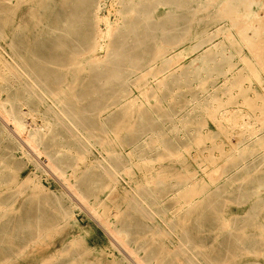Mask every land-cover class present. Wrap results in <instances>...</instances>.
Returning <instances> with one entry per match:
<instances>
[{
	"label": "rangeland",
	"instance_id": "374dc122",
	"mask_svg": "<svg viewBox=\"0 0 264 264\" xmlns=\"http://www.w3.org/2000/svg\"><path fill=\"white\" fill-rule=\"evenodd\" d=\"M35 2L36 0H12V7L17 8L14 19L22 15L27 18L26 13H30L32 7H37ZM261 2L264 3V0H255L250 4L253 20L244 28L246 19L237 20L232 26L233 21L229 18L215 21L214 24L212 21H202L197 26V22H194L190 27L188 19L191 13L188 9L192 4L177 3L175 0H122L121 3H102L100 16L112 25L119 26L109 39L112 48L119 49L121 43L126 49L134 46L130 30L134 28L137 37V33L142 31L143 22L138 23L142 16L140 13L139 17L130 21L126 12L131 7H137L140 12L149 7L155 19L158 18L167 29L165 42L177 44L173 66L180 69L173 75L168 74L171 76L165 79L156 93L153 90L145 91L141 87L131 86V95L138 98L137 102L132 106L126 103L125 108L121 107L122 104L116 105L115 108L112 105L108 114L102 113L101 121H98V107L103 106V103L114 104L121 100L118 98V83L100 93L99 103L93 102L99 91H92L80 85L70 90L76 99L66 98L59 106L46 99L44 103L33 107L31 113L24 118L28 127L42 123L43 119L48 120L49 123L44 125L47 132L42 140L43 146L50 153L57 152V156L68 157V162H77L72 178H68L71 172L67 167L66 174L61 175L60 181L65 179L63 184H75L79 187L88 199V206H82L83 209L75 208V217L68 222L62 221L58 212L48 207L49 204L44 203L41 198L29 196L27 193L32 191L29 185L21 182L15 184L12 181L14 176L22 180L37 173L33 165L18 151H14L10 144L1 140L0 136V176L5 180L0 183V189H3L0 205L11 208L4 214L0 211V264H69L67 261L74 250L82 253L84 259L87 257V249L90 250L88 257L99 259L98 263L91 264H106L103 261L109 259L104 253L112 247L110 236L108 237L105 231L107 222L115 223L126 231L131 245L145 263L264 264V184L260 183H264V155L259 153L261 144L264 143V115H260L264 112V101H260L264 100V49L261 51V48H264V4ZM72 5L66 10L78 9ZM38 7V11L46 15L49 12L56 15L63 12L54 4ZM216 10L217 8H212L209 14ZM148 21L149 26L152 22L150 19ZM42 22L48 24L49 16H44ZM205 26L213 29L229 26L232 37L230 40L223 38L224 42L213 46L210 53L206 47L195 51L193 48L198 45L194 37L195 32ZM238 30H243L249 40L243 41ZM220 37L217 36L214 40L218 42ZM248 44H252L251 50ZM200 45L203 47L206 43ZM97 53L101 55L102 51ZM219 53H222L223 59ZM118 54L111 52L107 60L112 66L109 69L112 75L114 72V75L123 80L131 70V63L127 59V53H120L119 60ZM239 55L247 57L252 64V69L248 72L250 74L247 73L238 81H242V86L247 89L239 91L241 85L235 81V89L228 91L229 87L222 84V73L233 61H238L237 66L241 67ZM8 57L5 48L0 47V59ZM116 60L120 62H115ZM113 62L116 65L112 64ZM2 67L3 63L0 61V71ZM99 71L104 73L107 70ZM164 71L173 72L167 69ZM96 72L97 70L93 71ZM4 94L2 93V96ZM230 95L231 100L226 102ZM192 99L200 101L194 105ZM194 106H197V109L187 113V109ZM47 107L66 108L73 113L77 112V118L84 120L86 124L77 129L72 127V130L68 126L70 131L59 124V118L46 110ZM223 110L229 113L223 114ZM175 114L180 115L181 119H177ZM65 118L69 122L75 120L70 114ZM176 121L182 124V137L173 130L171 123ZM260 124L263 129L252 132ZM76 132L80 133L79 143H76L75 137L72 136V133ZM147 132H154L160 139V145L151 146L149 150L144 148L143 156L149 157L151 162L139 163L130 155L131 144ZM246 134L260 137L252 138L250 149L246 152L226 160L227 155L235 151L233 148L241 144ZM62 146L68 147V151L62 149ZM113 151L121 152L119 156L122 166L117 165L120 169H114L111 164L116 163L118 157ZM43 161L44 157L40 160L41 165L45 164ZM99 162H102V165H97ZM191 174L198 184H205L206 188L210 184L215 186H212L209 195L197 205V209L190 213V217L203 215L206 218L203 225H198L190 218L189 221L180 222L173 229L185 237L188 247L193 251L190 253L195 254L196 258L189 261L185 260L183 252L178 249H166V246L175 248L174 245L178 243L176 235L169 233L171 230L159 218L170 216V211L162 213L158 206H151L147 201H150V195L165 194L171 184L175 188L185 186L190 181ZM38 179L45 188L59 196L62 186L59 180L41 172ZM182 194H178L177 199H182ZM258 195L260 198L257 201ZM164 205L169 208L175 205V202L167 200ZM150 207L156 211L152 212ZM151 215L152 219L149 218ZM183 223L185 225H182ZM222 229L231 233V245L218 243L217 240L222 238ZM74 238L77 243L71 245L69 240ZM111 264L122 262L115 261Z\"/></svg>",
	"mask_w": 264,
	"mask_h": 264
},
{
	"label": "bare ground",
	"instance_id": "6f19581e",
	"mask_svg": "<svg viewBox=\"0 0 264 264\" xmlns=\"http://www.w3.org/2000/svg\"><path fill=\"white\" fill-rule=\"evenodd\" d=\"M105 1H110L112 3L122 2V0H36L35 5H37V7H32L30 13H26L28 16L27 18L22 15L21 17L14 19V13L17 8L12 7V0H0V47L5 48V52L8 53V56L10 57V59H8L9 57L4 58V60L0 59V61L3 63L2 70L0 71L1 140L6 141L12 146L11 148L14 151H18L21 156H24L26 161L33 165L32 167L38 176L39 172L45 173L47 176L52 175L54 178L59 180L58 182H60L62 186H60L61 189L58 196V194L50 191L48 188H45L39 181L36 174L32 176H26L22 180H18L17 176H14L12 181L15 184L21 182V184L26 183L29 185V189H32V191L28 192L27 194L31 197H39L44 203L49 204L48 207H52L53 210L58 212L59 218L64 222H68L75 217V208L83 209L82 206H88V199L79 187H77L75 184H73V186L65 185V183L63 184L62 182L63 180L65 181V179H63L62 182L60 181L61 175L66 174L65 168L67 167L70 168L69 171L71 172L70 175L68 174V178L74 175L77 162H68V157L64 155L57 156L56 151V154L50 153L43 146L42 140L47 132L44 125L49 123L48 120L43 119L42 123L29 124L30 126L28 127V125L25 124L24 118L31 113L33 107H35L37 104L44 103L46 99H48L51 104H55L56 106H59V104L62 103V101H64L66 98L68 100L76 99L75 94L71 93L70 90L80 85V87L83 86L84 88H89L92 91H99V94H96L97 97L93 99V102L96 101L99 103V101L101 102L100 93H103L104 90L118 83L120 86L118 98H121V100L114 104L113 102H108L106 104L103 103V106H100V108L98 107V121H101L100 116L102 113L108 114L112 109V105H114L115 108L116 105L122 104L121 107L125 108L124 105L126 103H128L129 106H132L137 102L138 98L131 95V86L141 87L145 91L153 90L156 93V90L160 88L161 85H163L165 79L173 75L174 72L177 73L180 69V67L173 66L175 58L174 52L176 49H178L177 44L165 42L166 40L164 39L167 37V29L163 26V23L160 22L158 18L155 19V16L149 7H147L145 10L143 8L142 12L138 11L136 9L137 7H131L126 12V16L130 21L132 18H137V16L139 17L140 13L142 16L138 21L139 24H142L143 22L141 25L142 31L137 33V37L136 30L134 28L130 30V37L134 42L132 43L134 46L130 49H126L121 43L118 47L119 49L115 50L112 48V42H110L109 39L112 33L115 30H118L119 26L118 24L112 25L110 22L100 16L99 10H101V5ZM162 1L170 2V0ZM175 1H177V3H186V5L192 4V6L188 9V12L191 13L190 18L188 19V24L190 23V27L194 22H197V26L202 21H212L214 24L215 21L222 20L223 18H229L230 21H233L232 26L238 22L237 20L246 19L245 23H243L244 28L249 26L253 20V13L250 8V4L255 0H226L224 2L218 0ZM49 4L59 6L63 12L59 15L49 12V14L47 13L46 15L43 12L38 11V8H40L38 5L44 6ZM261 4L264 3L261 2ZM71 5L72 7H78V9H75V11H67L66 8L71 7ZM212 8H217V10L213 11L212 14H209ZM44 16H49L50 22L48 24L42 22V20H44ZM249 18L251 19L247 21ZM149 19L152 23L148 26L147 24ZM234 28L235 27H233V29ZM238 33L241 35V38H243V41L249 40V38H247L244 34L243 30H238ZM256 33L257 37H259L258 32ZM120 34L122 37L125 36L122 32ZM217 36H221L218 38V42L214 40V38L216 39ZM194 37L198 42V45L195 46L193 50L196 51L200 48L206 47L205 49L210 53L214 48L213 46L224 42L223 40L225 39L223 38L230 40L232 37V32L229 26L220 29H213L212 27L208 28L205 26L201 30H197ZM241 38L239 37V39ZM200 43H206V46L202 47ZM251 46L252 44L249 45L250 50ZM262 49L264 48H261V51H263ZM99 51H102L103 55H99L97 53ZM111 52L114 54L119 53L117 55L118 60L121 56L120 53L128 54L127 59H129V62L131 63V65H129L131 70H129L128 75L123 80H120L117 75H114V72L112 75L111 70H109L112 68V66H110L108 63L107 58ZM221 54L219 53L220 56ZM238 57L239 61L242 63L241 67L237 66L238 61H233L228 64L222 73L223 77L221 81L223 82L222 84L224 86L229 87L228 91H233L235 89V81L238 82L239 80L243 79L245 75L252 69V64H250L251 61L248 60L247 57L243 55H239ZM143 59L145 60L143 61ZM118 60L115 62H118ZM115 62L112 64H115ZM165 69L172 70L173 72L166 73V71H164ZM96 70L97 72L93 73V71ZM99 70L107 71L103 73ZM70 78H73V80H70ZM148 79H150V82H148ZM238 83H240L238 84L239 86L241 85L239 91H244L247 89L242 86V81ZM2 93H5L4 96H2ZM231 98V95L228 96L226 102H229ZM191 101H193L192 104L195 105V103L200 101V99H192ZM260 101L263 102L264 100ZM195 109H197V106H194L193 108L190 107L187 109V113H191ZM46 110L56 115L60 120V123H58L62 126L64 125V128L66 129H69V127L70 129L72 127L77 129V127H81L86 124L84 120L77 118V112L73 113L69 111V109H54L49 107ZM127 112H129V109ZM222 113L227 115L229 112L223 110ZM68 114L74 116L75 120H71L69 122L65 118ZM261 114L264 115V112H261L260 115ZM111 116L112 115H110V117ZM175 117L177 119H181V116L178 114H175ZM171 124L173 126V130L179 133V137L184 136V132L180 133V129L182 128L181 122L176 121L172 122ZM241 124L244 125L243 123ZM214 128L216 129V127ZM261 128L263 129V126L260 124L255 127L252 132H258L261 130ZM141 129L143 128L141 127ZM79 135V132L72 133V136L75 137L76 143L80 142ZM257 137L259 138L260 136L255 135L253 137L251 134H246V136L243 137L241 144L233 148L235 151H232L227 155L226 160L246 152V150L250 149L249 146L251 145L250 143L252 138ZM159 145V137L154 132H147L140 139L131 144L130 155L135 157L139 163L151 162L149 157L143 156L144 148L149 150L151 149V146L158 147ZM261 148L262 149L259 153L264 155V143L261 144ZM62 149L68 151V147L66 146H62ZM113 153L114 155L117 153L118 157H116V163L111 164L114 169H120L117 165L122 162V159L119 156V153L121 152L118 153L117 151H113ZM42 157H44V165H41L40 162ZM97 165H102V162H99ZM189 177L190 181H188L185 186L175 188L173 187V184H171V186H168L169 189L165 194L159 195L156 193L155 195H150V201L147 202L150 203L151 206H158L159 211L162 213L170 211V216L166 218L160 216L159 218L161 219L162 223L164 222V225L168 227L169 230H171L169 233L172 232L176 235V242L178 243L174 245L175 248L166 246V249L169 251L178 249L179 251L183 252V257L185 260L187 259L191 261L196 258L195 254L190 253L193 251L190 247H188V242L185 237H182V234L174 232L173 229H175V227H177L180 222L189 221L190 218H192L194 222L196 221L198 225H203L204 221L206 220L203 215L190 217V213L197 209V205L209 195V190L215 185L210 184L207 186L208 188H206L205 184L197 183L196 179L193 178V174H191ZM3 182H5V180H3V178L0 176V183ZM260 183L264 184L263 181ZM2 191L3 189H0V194ZM180 193H183V198L179 200L177 199V196ZM249 194L252 195V193ZM259 198V195L256 196L257 201ZM167 200L174 201L175 205L166 208L164 204ZM86 206L84 208H86ZM150 209L152 212L156 211L152 207H150ZM8 210H11V208L7 209L5 205H0V211L3 212V214ZM149 218L152 219L153 216L151 215ZM207 220H209V222L211 221L210 218H207ZM182 225L185 224L183 223ZM105 231L107 233L106 235L108 237L110 236V245H112V247L111 249L105 251L104 254L107 255V259L109 260H105L103 263L105 262L106 264H111L115 261H121L122 264H149L145 263L137 254L135 248L131 245L129 235L122 229L121 226H117L112 222H107ZM221 232L222 238L217 240L218 243L225 244L227 246L231 245V233L229 231H224V229H222ZM69 243L71 245L76 244L77 239L74 238L69 240ZM89 251L90 250L87 249V253H85L87 257L83 259L82 253H78L74 250L72 252L73 255L67 262H69V264H83V262L86 264L98 263V258H94L92 256L88 257ZM100 252L102 251L100 250ZM188 263L190 264V262ZM62 264H66V262Z\"/></svg>",
	"mask_w": 264,
	"mask_h": 264
}]
</instances>
